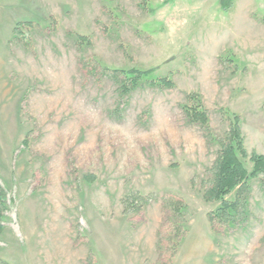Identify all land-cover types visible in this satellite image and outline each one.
Here are the masks:
<instances>
[{
    "label": "rangeland",
    "instance_id": "374dc122",
    "mask_svg": "<svg viewBox=\"0 0 264 264\" xmlns=\"http://www.w3.org/2000/svg\"><path fill=\"white\" fill-rule=\"evenodd\" d=\"M104 68L153 72L124 93ZM196 105L211 141L185 115ZM235 123L251 170L264 0H0V264H264L261 175L240 226L208 220Z\"/></svg>",
    "mask_w": 264,
    "mask_h": 264
},
{
    "label": "trees",
    "instance_id": "16d2710c",
    "mask_svg": "<svg viewBox=\"0 0 264 264\" xmlns=\"http://www.w3.org/2000/svg\"><path fill=\"white\" fill-rule=\"evenodd\" d=\"M222 1V0H221ZM80 39H84L80 37ZM87 40V39H86ZM108 71L112 78L118 83L121 91L129 92L138 86L140 80L148 77L153 69L140 70L137 68L130 69H109ZM151 85L160 87H171L172 81L162 77L153 78L149 81ZM184 112L190 123L199 124L203 130V135L206 141L214 139L207 112L200 105L184 107ZM237 120V116H233ZM219 153L211 170V179L208 187L205 189L204 195L207 200L218 202V206L208 214V220L212 230L227 231L235 225H241L247 216V197L250 191L249 180L261 175L264 184V154L252 153L248 159L251 163V170H247L241 158L247 157V153L242 145L238 123L229 127V130L224 134L219 141ZM234 191L232 199L226 198L228 194ZM132 196H130V199ZM129 198H127L128 200ZM8 198L6 189L0 184V232L3 227L1 221L2 211L5 209ZM184 205L174 201V212L183 218L182 211ZM218 227V228H216ZM179 237H183V234ZM5 264V263H4Z\"/></svg>",
    "mask_w": 264,
    "mask_h": 264
}]
</instances>
